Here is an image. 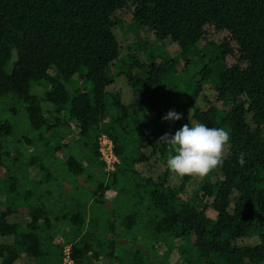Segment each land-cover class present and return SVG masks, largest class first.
I'll return each mask as SVG.
<instances>
[{
	"label": "trees",
	"instance_id": "1",
	"mask_svg": "<svg viewBox=\"0 0 264 264\" xmlns=\"http://www.w3.org/2000/svg\"><path fill=\"white\" fill-rule=\"evenodd\" d=\"M127 21L145 52L150 44L170 42L183 56L200 42H217L218 70L204 66L199 80L185 83L183 70L169 73L175 61L122 57L114 30ZM116 64L130 88L129 108L108 71ZM76 78L80 86L69 93L66 85ZM208 80L215 84V102L206 101L188 122L162 119L173 109L169 84L180 82L181 91L194 94V104L199 83ZM42 85V97L31 93ZM7 95L25 107L27 144L71 122L89 139L94 163L103 170L99 138L112 143L114 170L104 169L93 182L92 202L78 200L70 214L57 218L73 236L72 264L117 263V221L126 235L155 243L150 251L137 250L134 264H155V246L164 249L163 264H264V0H0V98ZM42 102L64 116L49 118ZM196 123L224 128L230 141L223 165L198 177L188 194L192 176L170 173L166 161L175 152L157 141ZM12 127L0 121V134ZM53 142L52 151H61L62 143ZM241 152L247 153L243 166ZM62 163L71 177L91 181L71 155L64 154ZM25 168L44 182L51 179L40 156ZM6 173H0V264H61L60 247L56 253L49 244L54 225L48 210ZM109 192L118 204L104 209L109 218L91 233L89 204H105Z\"/></svg>",
	"mask_w": 264,
	"mask_h": 264
},
{
	"label": "rangeland",
	"instance_id": "2",
	"mask_svg": "<svg viewBox=\"0 0 264 264\" xmlns=\"http://www.w3.org/2000/svg\"><path fill=\"white\" fill-rule=\"evenodd\" d=\"M114 33L118 38L122 57L130 54L136 56L138 60H147V55H153L157 64L164 63L167 60L175 61L177 65L169 73L173 75L177 70H183L184 72L181 73V76L185 83L194 82L193 79L199 80L197 77L198 72L204 66L210 67L214 73L218 70L217 42H213V44L206 47L203 45V42H200L189 49L186 55L180 56L177 46L170 42L150 44L148 45V51L145 52L142 49V45L141 47L139 46V42L132 33L128 21L120 25L119 28H115ZM142 37L147 38L145 35H142ZM108 71L116 76V86L121 90L122 103L125 107L129 108V104L131 103L130 88L127 86L120 67L116 64L113 68L108 69ZM135 74H138L137 70H135ZM199 85L202 90L199 91L194 104L189 101L190 99L192 100L194 94L192 95L186 91H181L183 87L180 82H177L175 85H168L170 91L168 94V104L173 108L171 110L183 114L181 120L188 122L196 109L207 107L208 104H206V101L215 102L214 82L208 80L205 83H199ZM79 86L80 84L77 83L76 78L72 84L66 85V88L69 93H72ZM45 91L46 87L44 85L34 86L31 93L37 97H42ZM41 107L43 112L51 119L64 116L62 113L56 114L55 106L52 104L42 102ZM217 107L225 109L228 105L226 103H218ZM0 121H8L13 126L10 134H0V173L5 174L7 172L6 174L9 177L15 179V183L19 188L30 190L33 194L34 201L42 203L46 207L51 222L54 225L52 234L50 233L52 235V240L49 243L51 250L58 253L60 247L62 255L61 264H67L65 261L67 259L66 253L69 252V240L73 236L68 227L63 222H59L57 218H60L63 214H70L74 210L78 200L85 199L91 203L93 196L89 190L91 189L92 191L94 189L93 182L102 178L104 169L106 173L111 171L107 167L100 170L95 165L93 154L89 148V139L78 135L76 127L71 122H68L65 126L55 127L45 135L44 139L32 138L30 144H27L25 138L31 137V129L25 107L21 103L16 102L12 95L0 98ZM52 136L53 138L50 139ZM54 139L62 143L63 148L61 151H57V149L52 151ZM127 152H129V147ZM64 154L71 155L83 166L86 172L85 175L91 180L88 182L83 180L89 186L88 188L81 186L77 179L67 173L62 163ZM37 156L42 157L44 165L50 171L51 179L49 182H44L41 175L35 170H27L25 168L26 162L30 158ZM199 181L200 179L198 177H192V180L187 185L188 194L195 190ZM104 182L106 183V180ZM114 193L109 192L105 194V198L107 199L105 204H89L90 213H88L87 229L91 233H94L99 228V220H101L102 224H105V221L109 218L104 210L106 209V203H109L112 209L114 206H117L118 200L113 195ZM1 200L3 201L4 197L0 193ZM121 206H124L123 202ZM115 228L118 244L116 245L114 254L117 257V263L113 261L112 264H134V260L140 258L137 250L143 248V250L150 251L155 245L153 241L144 240L146 238L142 236L134 237L128 234L126 235V231L123 230L119 221L116 222ZM133 239H136V242ZM155 250H157L158 255L154 263L163 264L161 259L164 253L163 247L155 246ZM170 262H173V260H170ZM99 264L101 263L99 262Z\"/></svg>",
	"mask_w": 264,
	"mask_h": 264
},
{
	"label": "clouds",
	"instance_id": "3",
	"mask_svg": "<svg viewBox=\"0 0 264 264\" xmlns=\"http://www.w3.org/2000/svg\"><path fill=\"white\" fill-rule=\"evenodd\" d=\"M182 113L169 110L164 121H178ZM230 133L224 128L209 127L203 123L184 124L174 134L164 133L157 143L171 145L175 154L169 153L166 164L170 173L179 178L185 176L204 178L224 163ZM247 153L239 154V163L245 164Z\"/></svg>",
	"mask_w": 264,
	"mask_h": 264
},
{
	"label": "built area",
	"instance_id": "4",
	"mask_svg": "<svg viewBox=\"0 0 264 264\" xmlns=\"http://www.w3.org/2000/svg\"><path fill=\"white\" fill-rule=\"evenodd\" d=\"M99 152L100 158L106 165L107 169L110 171L114 170L116 157L112 150V143L105 135H102L99 138ZM66 255L67 259H65V261L67 262V264H72V261L69 258V252H67Z\"/></svg>",
	"mask_w": 264,
	"mask_h": 264
},
{
	"label": "water",
	"instance_id": "5",
	"mask_svg": "<svg viewBox=\"0 0 264 264\" xmlns=\"http://www.w3.org/2000/svg\"><path fill=\"white\" fill-rule=\"evenodd\" d=\"M76 179H77L78 183H79L81 186H83V187H85V188H88V187H89V186L83 181V178H82L81 176H77ZM105 207H106L109 211L112 209V207L110 206L109 203H106Z\"/></svg>",
	"mask_w": 264,
	"mask_h": 264
}]
</instances>
